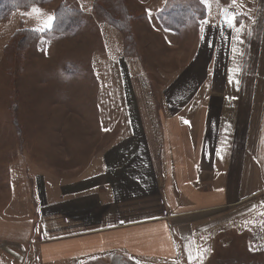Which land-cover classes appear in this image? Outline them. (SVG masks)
Returning a JSON list of instances; mask_svg holds the SVG:
<instances>
[{
	"label": "crops",
	"instance_id": "crops-1",
	"mask_svg": "<svg viewBox=\"0 0 264 264\" xmlns=\"http://www.w3.org/2000/svg\"><path fill=\"white\" fill-rule=\"evenodd\" d=\"M200 3L206 16L177 28L160 19L176 3L148 8L144 38L179 52L174 69L165 55L160 65L158 49H147L148 64L124 57L122 34L100 24L104 49L89 71L97 97L72 100L59 122L97 132L66 152L53 147L34 193L0 202L7 255L20 264H199L204 223L264 184V0ZM188 29L187 53L179 45Z\"/></svg>",
	"mask_w": 264,
	"mask_h": 264
},
{
	"label": "rangeland",
	"instance_id": "rangeland-1",
	"mask_svg": "<svg viewBox=\"0 0 264 264\" xmlns=\"http://www.w3.org/2000/svg\"><path fill=\"white\" fill-rule=\"evenodd\" d=\"M95 1L40 0L26 8H16L0 18V202L22 201L30 191L34 193L31 186L37 179L36 169L50 168L53 147H62L66 152L71 144H85L82 132H97L93 126H84L82 130V124H72L70 119H74L73 115L65 119L71 122L67 124L68 129L65 128L67 125L59 122L74 101H95L97 97V78L91 77L89 71L92 69L93 53L104 49L99 33L101 23L122 34L121 52L124 57L136 56L141 63L148 64L147 49L154 53L158 49V59L165 55V59H170L165 60L166 68L170 66L174 69L179 63V52L173 51L176 53L173 57V53L169 56L166 52L162 54L161 37H155L150 45L144 38L145 32H151L146 25L150 4L160 6L164 2L167 8L176 3V8L166 11H182L181 26L206 16L200 0L196 5V0H123L132 16L128 22L131 35L128 41L126 32L94 11ZM219 1L222 4L230 2ZM59 7L67 8L72 13L70 17H76L75 22L68 21L67 30L52 31L38 37L25 33L26 29L44 28L47 18L55 16ZM154 30L157 32L156 28ZM192 33L188 29L179 45L182 49L186 48L187 53ZM144 68L147 71L146 66ZM70 83L76 88L75 93H71ZM89 84L92 91H84V85L88 88ZM155 97L157 99V94ZM52 119H57L56 123H52ZM20 129L27 143L26 152L23 148L19 151L23 142L16 133ZM58 135L60 139L56 141ZM35 147L40 151L37 157ZM87 150L86 147L80 151L82 159ZM2 208L0 205V211ZM206 223L199 237L202 258L199 264H264V184L241 204L232 206L228 215L217 214L214 223L210 226ZM18 257L9 256L0 249V264H20Z\"/></svg>",
	"mask_w": 264,
	"mask_h": 264
},
{
	"label": "trees",
	"instance_id": "trees-1",
	"mask_svg": "<svg viewBox=\"0 0 264 264\" xmlns=\"http://www.w3.org/2000/svg\"><path fill=\"white\" fill-rule=\"evenodd\" d=\"M38 1L40 0H0V18H3L16 8H26L30 4H35V2ZM94 11L99 13V15L103 16L108 22L112 23L120 30L126 32V39L128 41L130 40L131 35L129 33L130 28L128 22L132 19V16L125 7L123 0H97L94 3ZM181 12L182 11L178 10L166 11L160 14V19L164 20L168 27L173 26L174 28V26H181ZM71 15L72 13H70V10L59 7V10L55 13V16H53L54 21L51 28L43 31L26 29L25 33L30 36L34 35L35 37H38L40 35H47L52 31H65L69 26L68 21L69 23L75 22L76 17H70ZM15 35L26 36L24 33H15Z\"/></svg>",
	"mask_w": 264,
	"mask_h": 264
},
{
	"label": "snow or ice",
	"instance_id": "snow-or-ice-1",
	"mask_svg": "<svg viewBox=\"0 0 264 264\" xmlns=\"http://www.w3.org/2000/svg\"><path fill=\"white\" fill-rule=\"evenodd\" d=\"M206 2V0H205ZM233 2H235V0H233ZM54 20V17L49 16L47 18V23L45 24L44 28H40V29H36L37 31H43L45 30V28H51L52 26V21ZM226 23H228L230 26L233 25L235 23V14L230 15V16H226L225 17ZM185 123H188L187 121H185Z\"/></svg>",
	"mask_w": 264,
	"mask_h": 264
}]
</instances>
